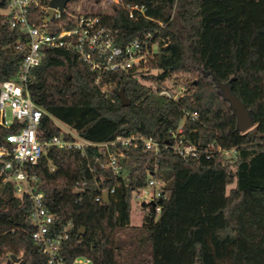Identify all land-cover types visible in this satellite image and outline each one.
Instances as JSON below:
<instances>
[{
  "label": "trees",
  "instance_id": "16d2710c",
  "mask_svg": "<svg viewBox=\"0 0 264 264\" xmlns=\"http://www.w3.org/2000/svg\"><path fill=\"white\" fill-rule=\"evenodd\" d=\"M9 3L0 0V84L16 77L25 56L21 34L4 14ZM133 7L144 12L130 18ZM90 13L118 31L117 44L150 35L158 50L146 70L108 72L100 83L75 53L47 50L29 86L32 100L47 112L39 138L61 136L59 122L96 144L138 135L161 149L155 155L141 143L111 147L124 155L117 179L105 168L100 148L85 154L51 148L27 167L54 228L72 226L60 253L66 264L78 258L91 264H264V0H121L109 13ZM43 15L34 10L33 22L41 25ZM178 73L190 76L185 107L199 114L186 119L183 129V139L200 150L197 158L166 146L184 115L156 92ZM220 84L246 106L251 129H237ZM12 132L0 126V147L8 146ZM211 146L235 148L237 155L226 159ZM151 178L164 183L160 211L147 212L142 203L143 223L132 226L133 197ZM31 211L30 197H16L13 182L0 186V264H14L13 255L24 264H48L32 239Z\"/></svg>",
  "mask_w": 264,
  "mask_h": 264
},
{
  "label": "built area",
  "instance_id": "2783aa9c",
  "mask_svg": "<svg viewBox=\"0 0 264 264\" xmlns=\"http://www.w3.org/2000/svg\"><path fill=\"white\" fill-rule=\"evenodd\" d=\"M46 1L10 0L4 12L9 17L11 28L21 34V50L25 52V56L16 77L0 84V126L13 130L6 138L8 146L0 147V161L4 162L0 168V186L11 181L16 197L22 198L26 194L30 197L31 220L35 227L32 233L33 241L40 247L41 253L48 257V264H66L60 253L70 238L72 226L68 223L62 228H54V217L46 209L44 194L35 192L34 183L37 178L29 175L27 167L37 165L51 148L76 150L82 154L89 148H100L106 152L105 168L111 170L117 179L122 175L121 159L124 155L111 152V147L121 144L136 148L141 143L146 151L157 155L160 153L161 145L138 135L119 136L111 143L96 144L85 140L55 120L63 131L62 135L40 139L38 132L47 112L31 98L29 86L32 72L41 65L47 50H65L78 55L89 65L91 71L97 72L96 83H100L103 75L108 72L129 74L146 70L144 67L157 52L158 45L151 44L150 35L145 39L134 38L125 45L117 44V30L102 25L99 16L73 8L70 5L72 1L63 11L56 9L53 17L49 18L50 0L49 3ZM112 2L121 4V0ZM36 9L44 13L41 25L35 24L32 19ZM129 11L130 18L135 17V12H144L138 7L129 8ZM63 15L66 16L65 19ZM185 92L186 87L181 85L177 89L168 87L156 93L175 102L184 115L178 128L170 133L173 142L166 146L183 158H197L200 154L198 147L183 139L185 120L199 118L198 113H190L186 109ZM211 148L226 159L237 155L235 148L231 150L215 146ZM163 186L164 183L160 180L151 178L148 181L147 187L141 193L143 195L140 196L147 199L143 201L147 205V212L151 208L160 211L156 203L162 198ZM105 192L107 191L103 194ZM97 201L101 202L100 198ZM76 262L77 259L73 264ZM87 263L91 264L89 260Z\"/></svg>",
  "mask_w": 264,
  "mask_h": 264
},
{
  "label": "rangeland",
  "instance_id": "374dc122",
  "mask_svg": "<svg viewBox=\"0 0 264 264\" xmlns=\"http://www.w3.org/2000/svg\"><path fill=\"white\" fill-rule=\"evenodd\" d=\"M71 6L73 8H78L81 11L87 10L88 12L93 11V12H105L109 13L111 12L113 2L112 0H78L77 2L71 3ZM190 76L185 73H178L172 76L168 81H167V86L172 88L178 86H185L190 82ZM149 86H154L153 83L151 82H145ZM222 91V90H221ZM223 93V91H222ZM140 195H134L133 200H132V210H131V225L135 227H139L143 223V216L145 211L142 209L141 205L143 201L147 200L145 198H140ZM75 264H88L87 259L85 258H78L77 262Z\"/></svg>",
  "mask_w": 264,
  "mask_h": 264
},
{
  "label": "water",
  "instance_id": "95a60500",
  "mask_svg": "<svg viewBox=\"0 0 264 264\" xmlns=\"http://www.w3.org/2000/svg\"><path fill=\"white\" fill-rule=\"evenodd\" d=\"M71 1L72 0H50V9L48 11V17L52 18L56 9L63 11L66 5ZM219 86L220 89L223 91V97L230 102V107L234 111V115L237 121V129L240 132H245L251 129L254 126V122L246 106L234 94H232L229 85L220 84ZM118 97L120 98L122 106L127 107L130 105V100L126 97L123 90L118 92ZM109 198V193L105 192L103 194L104 202L108 203ZM82 234H84V229L82 230ZM11 261L14 264H24L23 261H20L14 255L11 256Z\"/></svg>",
  "mask_w": 264,
  "mask_h": 264
}]
</instances>
